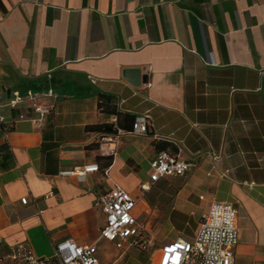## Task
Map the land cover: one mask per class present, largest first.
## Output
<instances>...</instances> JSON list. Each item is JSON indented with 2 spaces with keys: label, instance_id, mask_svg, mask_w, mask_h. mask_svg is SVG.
I'll return each mask as SVG.
<instances>
[{
  "label": "crops",
  "instance_id": "0c3cea01",
  "mask_svg": "<svg viewBox=\"0 0 264 264\" xmlns=\"http://www.w3.org/2000/svg\"><path fill=\"white\" fill-rule=\"evenodd\" d=\"M117 113L148 117L149 133L88 130ZM163 151L196 166L150 184ZM90 164L84 179L64 174ZM115 184L139 216L158 192L167 242L234 203L235 264H264V0H0V264H20L21 245L52 258L65 239L96 243L95 203Z\"/></svg>",
  "mask_w": 264,
  "mask_h": 264
},
{
  "label": "built area",
  "instance_id": "2783aa9c",
  "mask_svg": "<svg viewBox=\"0 0 264 264\" xmlns=\"http://www.w3.org/2000/svg\"><path fill=\"white\" fill-rule=\"evenodd\" d=\"M47 96H54L53 91L50 90ZM28 97L33 101L37 98L32 92L28 93ZM18 100L20 98L16 96V100L12 103ZM52 108V106L47 108L33 106L34 112L41 115L44 111L49 113ZM20 118L26 119V116L21 115ZM40 120L35 119L34 122L38 123ZM134 131L142 135L148 134L149 118H138L134 124ZM214 159L218 160L220 157L214 156ZM195 166L194 162L163 151L151 165L150 184L171 178H186ZM99 170L98 164H90L64 174L84 179L88 173ZM105 173L108 175L107 170ZM142 189L148 190L149 187L144 185ZM28 203V197H24L22 204ZM138 204L137 197L115 184L113 188L101 194L95 203L106 217L105 225L96 243L81 245L71 238L65 239L56 245L55 255L52 258L38 257L31 249L21 245L10 255V258L20 264H102L98 248L101 241L113 244L121 253L120 258L125 257L131 249H146L152 241L149 239V230L142 222L141 215L136 213ZM239 240L236 205L228 201H217L203 216L192 238L180 237L158 248L159 258L156 264H235V250Z\"/></svg>",
  "mask_w": 264,
  "mask_h": 264
},
{
  "label": "rangeland",
  "instance_id": "374dc122",
  "mask_svg": "<svg viewBox=\"0 0 264 264\" xmlns=\"http://www.w3.org/2000/svg\"><path fill=\"white\" fill-rule=\"evenodd\" d=\"M161 186H163L164 191L169 190L173 194L178 185H162L161 183L156 185L157 188ZM156 195H158V192L156 194V191L152 187L148 194L145 193L142 195V198L148 202V205L145 202H140L142 222L149 230V239L152 243L146 249H131L125 257L123 256L120 259L119 264H156L159 258L158 248L167 242L170 233V229L165 222V212L154 207L153 200L157 197ZM99 254L102 255L101 259L104 261L103 264H111L114 262L115 256H120L121 253L113 249L111 245L108 247L106 242H103Z\"/></svg>",
  "mask_w": 264,
  "mask_h": 264
},
{
  "label": "trees",
  "instance_id": "16d2710c",
  "mask_svg": "<svg viewBox=\"0 0 264 264\" xmlns=\"http://www.w3.org/2000/svg\"><path fill=\"white\" fill-rule=\"evenodd\" d=\"M136 120V115L130 113H117V120L115 123H104L91 126L88 127V130L104 134H116L119 129L126 131H134V124Z\"/></svg>",
  "mask_w": 264,
  "mask_h": 264
},
{
  "label": "water",
  "instance_id": "95a60500",
  "mask_svg": "<svg viewBox=\"0 0 264 264\" xmlns=\"http://www.w3.org/2000/svg\"><path fill=\"white\" fill-rule=\"evenodd\" d=\"M144 80H147V78H146V77H144Z\"/></svg>",
  "mask_w": 264,
  "mask_h": 264
}]
</instances>
